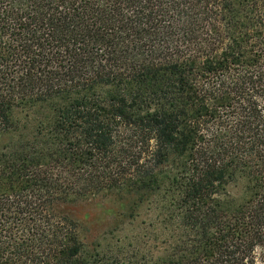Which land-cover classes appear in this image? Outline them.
Returning <instances> with one entry per match:
<instances>
[{
  "label": "trees",
  "instance_id": "1",
  "mask_svg": "<svg viewBox=\"0 0 264 264\" xmlns=\"http://www.w3.org/2000/svg\"><path fill=\"white\" fill-rule=\"evenodd\" d=\"M3 137L0 264H131L49 214L112 193L133 264H264V0H0Z\"/></svg>",
  "mask_w": 264,
  "mask_h": 264
},
{
  "label": "rangeland",
  "instance_id": "2",
  "mask_svg": "<svg viewBox=\"0 0 264 264\" xmlns=\"http://www.w3.org/2000/svg\"><path fill=\"white\" fill-rule=\"evenodd\" d=\"M6 142L7 137H3L0 147ZM237 189L229 187L231 193H238ZM137 199L138 195L125 193H112L104 197L68 198L52 203L48 210L55 219L68 218L76 222L80 237L88 248L99 244L106 254H119L122 260L126 258L133 264L137 254L136 241H147L150 244L148 240L152 236L150 230L140 225V221L146 219L144 214L149 212L147 204L142 206L140 218L133 223H129L127 219L122 222V218ZM149 244L144 245V248L147 249Z\"/></svg>",
  "mask_w": 264,
  "mask_h": 264
}]
</instances>
